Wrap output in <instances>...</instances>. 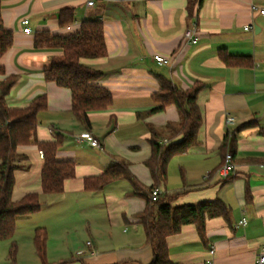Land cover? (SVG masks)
<instances>
[{"label": "crops", "instance_id": "0c3cea01", "mask_svg": "<svg viewBox=\"0 0 264 264\" xmlns=\"http://www.w3.org/2000/svg\"><path fill=\"white\" fill-rule=\"evenodd\" d=\"M87 1L0 0L3 28L13 36L0 59V84L16 78L5 104L24 108L45 95L47 108L37 115V140L53 142L61 135L56 159L72 162L75 168L74 178L64 182L61 194L43 195L37 148L17 149L27 160L14 172L12 201L37 193L42 203L37 213L23 220L31 228L29 233L45 229L50 264H150L152 250L138 219L146 208L145 197L132 196L125 179L99 192L84 190L83 182L124 161L143 187L153 185L145 166L151 155L148 128L160 132L159 140L182 139L179 132L165 129L181 120L173 105L137 117L158 106L151 96L160 89L158 78L164 77L182 90L201 86L196 105L202 123L197 144L171 158L167 180L158 189L165 195L181 192L170 202L172 207L220 201L229 209L228 219L206 218L204 240L193 224L168 236L169 260L173 264H255L264 248V15L251 7L264 9V0H93L92 6ZM63 8L73 10L74 23L60 29L58 15ZM23 19L28 20L30 34L23 32ZM86 19L103 24L107 55L81 62L102 73L96 85L107 89L113 101L104 111L88 113V131L101 149L78 140L87 130L71 113L70 92L43 79L50 59L61 51L33 46L37 32L67 35ZM191 26L197 32L195 44L183 40ZM155 54L169 58L170 65L158 66L152 59ZM222 54L248 59L240 66H227ZM227 118L233 122L227 123ZM246 123L236 134L233 172L221 179L222 140ZM241 219L245 225H239Z\"/></svg>", "mask_w": 264, "mask_h": 264}, {"label": "trees", "instance_id": "16d2710c", "mask_svg": "<svg viewBox=\"0 0 264 264\" xmlns=\"http://www.w3.org/2000/svg\"><path fill=\"white\" fill-rule=\"evenodd\" d=\"M74 23V13L70 8L59 11L58 27L68 28ZM13 42L11 31L3 28L0 16V59ZM33 46L36 49H59L60 56L52 57L49 67L43 71L45 82L54 83L65 88L71 96V113L84 128L90 129L89 112L104 111L112 105L109 91L96 85L102 78V73L85 66L83 59H101L106 57L107 50L103 34V24L97 20H83L78 30L67 35H55L49 31L37 32ZM222 61L227 66H240L242 60L222 54ZM241 59V60H240ZM3 68L0 65V74ZM15 77H8L0 84V241L10 240L15 231V225L20 220L30 218L42 206L37 193H28L20 201H12V191L15 185L14 172L23 168L27 156L19 154L20 146L33 145L42 153L40 170V191L43 195H56L63 192L64 182L74 178V164L56 159V152L62 144L61 135H56L53 142H40L36 137L38 125L37 115L47 108L45 95L33 99L24 108H9L5 97L15 83ZM160 89L151 96L158 106L138 113V118L162 111L166 106L173 105L179 112L181 120L177 125L169 124L167 130L182 134L177 142L159 140L160 132L149 127L151 147L150 158L145 166L149 169L153 185L143 187L128 171L124 161H116L100 175L84 180L86 191L99 192L107 184L125 179L132 187V196L140 195L146 199V208L138 216L143 228L145 241L151 247L152 260L150 264H173L168 257L166 239L179 232L186 224H193L201 240H204L206 218L223 217L228 219L229 209L220 201L201 203L195 206L172 207L170 202L181 192L172 195L162 193L156 201H152L150 193L153 189L163 186L167 180V165L174 156L183 155L196 144V135L202 119L196 105L199 85L182 90L164 77L158 78ZM248 123L227 132L220 149L223 157L226 153L233 155L236 150V134ZM230 177V176H229ZM228 178V177H227ZM248 193H247V201ZM33 247L40 264L46 262L47 233L43 228H36L33 233ZM12 248L14 244L12 243ZM11 248V249H12ZM15 251L12 252V255ZM133 264V263H122Z\"/></svg>", "mask_w": 264, "mask_h": 264}, {"label": "built area", "instance_id": "2783aa9c", "mask_svg": "<svg viewBox=\"0 0 264 264\" xmlns=\"http://www.w3.org/2000/svg\"><path fill=\"white\" fill-rule=\"evenodd\" d=\"M108 1H113V2H117L119 0H108ZM94 3L93 0H89L87 1V5L88 6H92ZM252 11H258L260 14L264 15V9H259L256 6H252L251 7ZM21 25L23 26V32L25 34H30L31 33V29L28 26V20L27 19H23L21 21ZM250 29L249 27H246L245 30ZM197 32L195 30L194 26L189 27L188 29H186L183 33V40L185 42L191 43V44H195L197 42ZM153 61L158 65V66H169L170 65V59L167 57H164L162 55H158L155 54L152 57ZM227 123H232L233 119L232 118H227L226 119ZM78 140L79 141H85L90 147L92 148H97V149H101V145L98 143V141L90 134L89 131H84L82 132L79 136H78ZM163 143H166V140H163ZM39 153V157L42 158V153ZM232 156L229 153H226L223 157V162L221 165V168L219 170V175L221 177V179H226L227 177H229L231 175V173L233 172V162H232ZM162 194V191L158 188L153 189L150 193V197L152 201H156L157 198ZM239 225H245V219H241V221L239 222ZM89 244V243H87ZM211 252L213 250H210ZM255 264H264V248L261 249V251L258 253L257 257H256V261Z\"/></svg>", "mask_w": 264, "mask_h": 264}, {"label": "rangeland", "instance_id": "374dc122", "mask_svg": "<svg viewBox=\"0 0 264 264\" xmlns=\"http://www.w3.org/2000/svg\"><path fill=\"white\" fill-rule=\"evenodd\" d=\"M22 222L15 225L14 235L10 240L0 241V264H40L33 247V233H29L31 228ZM12 243L14 248H12ZM12 248V249H11ZM14 254L12 255V252ZM54 255L57 256L55 253ZM72 261L71 258L67 259ZM46 262L50 264V259L46 256Z\"/></svg>", "mask_w": 264, "mask_h": 264}]
</instances>
